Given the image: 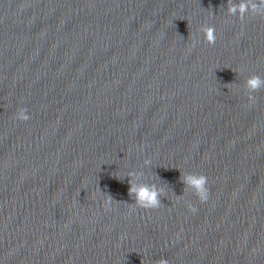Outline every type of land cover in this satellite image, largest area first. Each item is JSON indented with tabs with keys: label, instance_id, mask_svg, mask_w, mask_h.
<instances>
[{
	"label": "water",
	"instance_id": "1",
	"mask_svg": "<svg viewBox=\"0 0 264 264\" xmlns=\"http://www.w3.org/2000/svg\"><path fill=\"white\" fill-rule=\"evenodd\" d=\"M237 2L0 0V264H264V15Z\"/></svg>",
	"mask_w": 264,
	"mask_h": 264
},
{
	"label": "clouds",
	"instance_id": "2",
	"mask_svg": "<svg viewBox=\"0 0 264 264\" xmlns=\"http://www.w3.org/2000/svg\"><path fill=\"white\" fill-rule=\"evenodd\" d=\"M228 14L237 16L242 19L246 14L264 15V0L252 2V0H239L237 3H230ZM204 38L209 43L215 42L214 28L208 27L203 29ZM245 86L248 90V100L250 103L255 101L252 95L257 89L264 87V79L257 75L249 76L245 81ZM17 116L20 120H27L29 117L26 110L21 108ZM145 163H148L146 160ZM184 183L194 191L195 195L201 202H206L209 198V190L207 188V177L203 174L187 173L183 176ZM130 195L133 196L134 204L140 208L150 209L156 208L160 204V196L164 194L163 189H156L155 186L135 185L131 184L129 189ZM192 211H196L195 207L189 204Z\"/></svg>",
	"mask_w": 264,
	"mask_h": 264
}]
</instances>
